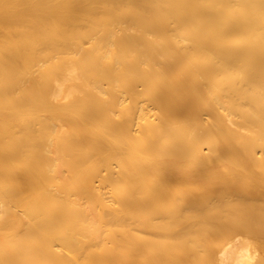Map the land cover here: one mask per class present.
Segmentation results:
<instances>
[{"label": "bare ground", "instance_id": "bare-ground-1", "mask_svg": "<svg viewBox=\"0 0 264 264\" xmlns=\"http://www.w3.org/2000/svg\"><path fill=\"white\" fill-rule=\"evenodd\" d=\"M199 258L264 264V0H0V264Z\"/></svg>", "mask_w": 264, "mask_h": 264}, {"label": "rangeland", "instance_id": "rangeland-1", "mask_svg": "<svg viewBox=\"0 0 264 264\" xmlns=\"http://www.w3.org/2000/svg\"><path fill=\"white\" fill-rule=\"evenodd\" d=\"M216 259V258H215ZM202 261V262H201ZM204 261V262H203ZM211 261H213L212 262V264H216V261L214 260V259H212ZM210 261H207V262H205V260L204 259H201L200 260V258L196 261V262H192L191 264H211V262L209 263Z\"/></svg>", "mask_w": 264, "mask_h": 264}]
</instances>
